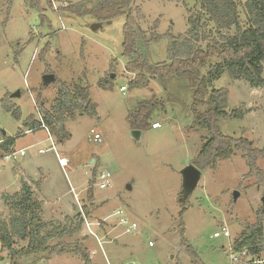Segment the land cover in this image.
Here are the masks:
<instances>
[{"label":"rangeland","instance_id":"rangeland-1","mask_svg":"<svg viewBox=\"0 0 264 264\" xmlns=\"http://www.w3.org/2000/svg\"><path fill=\"white\" fill-rule=\"evenodd\" d=\"M78 1L81 0H53L49 6L41 0L43 19L39 9L25 0H12L10 5L0 0V139L20 134L13 144L18 150L44 138L39 145L44 152L36 156V148H25L26 156L17 154L15 159H5V152L0 149V187L14 191L20 180L17 169L25 166L33 175L39 162L54 191L65 192L69 187L74 192L81 190V203H88L91 186L93 201L99 205L102 216H97L94 223H100L94 224L92 230L105 239L103 247L97 246L94 237L85 231L86 212L81 207V218L78 213L68 215L62 211L59 220L44 221H50L58 233L63 227L70 231L50 239L49 245L87 238L85 244L90 248L93 264H234L229 259L233 251L231 242L248 224L260 219L264 235L260 201L263 183L255 172L248 174L242 152L237 151L228 159L218 160L214 168H200L197 185L184 194L181 171L193 164L203 137L208 135L203 128L193 126L192 93L187 81L172 75L163 84L152 79L148 87H129L134 73L126 71L128 59L122 55L125 16L119 15L109 23L91 16L58 13L60 6ZM237 1L243 21L245 0ZM192 3L188 0L189 5ZM133 8L136 25L148 34L154 31L161 36L157 41H149V60L167 61L164 35L168 30L173 34L187 30L186 8L176 0H134ZM45 47L48 49L43 51ZM114 59L116 63L111 68ZM215 61L211 57L201 68V74ZM262 65L264 76V61ZM112 73V87L101 88L98 81ZM44 74H53L70 88L85 85L96 103L97 115L78 113L75 119L66 120L68 139L62 141L53 135L56 153L68 158L64 167L59 165L45 131L23 134L24 120L31 114L37 116V93L47 108L57 98L58 87L53 82L40 88ZM122 85L126 87L124 92ZM213 86L227 88V109L246 111L240 119L218 120L222 133L248 138L255 147H264V88L251 87L246 80L234 79L226 72L213 81ZM17 91L19 96H12ZM151 98H157L160 104L153 111L150 126L141 129L139 138H135L127 115L140 102ZM4 101L19 109L18 119L4 108ZM155 121L158 127H152ZM91 130L99 133L101 140L90 139ZM255 165L264 171V156L258 157ZM100 171L111 173L110 185L103 189L96 184ZM234 191L239 192L236 200ZM72 195V191H67L63 198L73 202ZM1 207L0 199V210ZM118 208H123L128 219L136 223L132 233L123 231L117 215L109 217ZM13 212L7 207L0 220L8 219ZM223 227L230 236L214 237L213 233L222 232ZM50 228L51 225L47 227ZM25 244L24 240L16 241L15 247ZM192 248L195 255L189 252ZM92 249H97L95 254ZM47 255L39 252L23 256L18 264H83L72 253ZM259 258L264 259V252ZM8 263V250L0 245V264Z\"/></svg>","mask_w":264,"mask_h":264},{"label":"trees","instance_id":"trees-1","mask_svg":"<svg viewBox=\"0 0 264 264\" xmlns=\"http://www.w3.org/2000/svg\"><path fill=\"white\" fill-rule=\"evenodd\" d=\"M12 0H6L8 5ZM32 7L39 9L44 19V8L41 0H25ZM52 6L53 0H44ZM184 5L187 12L188 27L183 33L173 34L170 30L164 35L167 40V61L154 62L146 54L150 40H159L160 35L154 31L149 34L136 25L132 14L134 0H81L69 2L60 6L58 13H68L76 16H91L98 21H111L119 16H125L122 27V55L127 57L125 69L134 73L129 81V87L144 88L150 85L152 79L161 84L170 76L184 78L192 93L191 111L193 126H199L208 132L203 137L200 151L193 164L197 168L212 167L218 160L228 159L237 151L242 152L249 175L258 177L263 183L264 171L255 167L258 157L264 156V147L257 148L248 138L225 135L218 127V120L243 118L246 111L239 108L227 109V88H215L213 81L219 79L225 72L234 79L246 80L251 87L264 88V0H245L243 10L245 19L239 14L237 0H176ZM139 11V9L137 8ZM138 16H140L138 14ZM45 47L43 51H46ZM42 51L40 52V54ZM215 57L217 61L207 65L205 74L201 68ZM116 63L114 59L111 68ZM53 82L58 87L57 98L47 108L40 93H37L35 110L41 119L29 115L24 125L33 131L41 128L44 122L49 133L62 141L69 138L65 122L75 119L76 114H96V103L89 96L85 85L75 84L72 88L61 79L55 77ZM113 78H101L98 84L101 88L112 87ZM46 85L42 83L41 89ZM157 98H151L139 103L135 110L127 115L131 129H146L150 126L153 111L159 106ZM6 110L11 111L17 119L20 111L8 102H3ZM20 134H17L19 136ZM7 137L0 142V149L5 153L13 152L11 146L16 137ZM95 172V171H94ZM89 197H92L91 186L88 187ZM4 203L14 212L8 219L0 220V245L9 253L8 264H18L23 256L47 252L48 255L72 253L80 258L83 264H93L90 261L89 250L82 242H60L49 245L50 239L66 234L67 228L58 233L57 227L51 222L42 220L40 202L34 198L31 185L21 182L20 189L14 194H3ZM51 225L48 230L47 227ZM26 241L23 247L16 248V241ZM235 251L246 250L248 254L260 257L264 252L263 226L260 219L248 224L239 235L232 240ZM191 254H196L194 249Z\"/></svg>","mask_w":264,"mask_h":264},{"label":"crops","instance_id":"crops-1","mask_svg":"<svg viewBox=\"0 0 264 264\" xmlns=\"http://www.w3.org/2000/svg\"><path fill=\"white\" fill-rule=\"evenodd\" d=\"M37 114V113H36ZM37 117V116H36ZM158 127V126H157ZM39 131H45L43 128H40ZM38 130L32 131V133L34 132H39ZM46 132V131H45ZM31 133V132H30ZM25 134V133H23ZM47 138L49 140H51V146L54 145V148L56 150V145L53 142L54 137L53 135H49L47 132ZM53 138V139H51ZM4 138L0 139V142L3 140ZM44 140V138L42 139L41 137L31 141L29 144H27L26 146H21L18 150L14 149V145L11 146V150L13 152L19 151L20 149H24L25 153L22 156H26L27 155V150L26 149H31V148H36L33 151L34 156H36L39 153H43L44 151H39V149H44L43 147H40V143ZM53 142V143H52ZM26 148V149H25ZM53 149V148H52ZM54 152V150H53ZM6 154V153H5ZM21 155V154H20ZM5 158V155H4ZM68 160V158H67ZM69 162V161H68ZM41 169H43V165L41 164V162L37 163L35 165V171L33 175H31V173L26 171V167L25 166H21L20 168L17 169L16 173L19 174V181L18 184L16 186V188L14 189V191H7L6 186L4 187H0V199L2 202V207H1V213L0 215L3 214V212L6 214V209H7V205L4 203V200L2 199L3 194H14L17 193L20 189L21 186V182L22 181H26L27 183H29L31 185V190L34 192V198L40 202V210H41V214H42V220H59L60 218H58L60 216V213L63 211L65 214L68 215H72V214H77L79 217V209L78 207H81V209L83 211H85L86 213L83 214L84 219L90 223H94V221L97 220V216H101L100 213V208L99 205L96 204V202L93 201V199H95L94 195L92 194L91 198H87L88 199V203L83 202L81 203V196H82V191L78 190L75 191L72 189V187H69L67 189L68 192L72 191L73 195V202H70L69 200H65L63 198V194L67 193V191L65 192H61V191H54V189L51 187H49L48 183H47V178H48V173L46 171H42ZM22 180V181H21ZM88 196V195H87ZM89 197V196H88ZM87 214V215H86ZM109 215V214H108ZM102 217V216H101ZM104 217V216H103ZM80 218H81V214H80ZM50 222V221H49ZM85 231L87 230V228H85V224L83 225ZM94 226V224H90V228H92ZM93 229V228H92ZM69 231V230H68ZM95 232V231H94ZM70 233V231H69ZM87 234V232H84ZM88 235V234H87ZM93 237V236H91ZM99 238V237H97ZM101 238V237H100ZM100 243H98V240L96 238H94L97 246L99 245L100 247L102 246V243L105 239H100ZM86 239H82L80 240V242L83 243V245L85 247L88 248V250L90 251L89 246H87L85 244ZM97 251V249H92V253L95 254ZM54 255L57 254H51V255H47V257H52ZM63 255H68V253H64ZM91 259V258H90ZM92 261V260H91Z\"/></svg>","mask_w":264,"mask_h":264},{"label":"built area","instance_id":"built-area-1","mask_svg":"<svg viewBox=\"0 0 264 264\" xmlns=\"http://www.w3.org/2000/svg\"><path fill=\"white\" fill-rule=\"evenodd\" d=\"M120 89L124 92L126 90V87L122 85L120 87ZM38 117L41 119L40 114H38ZM157 126H159V123L157 121L152 123V127H157ZM41 128H43L49 135H51L49 133L48 128L45 126L44 122H41ZM32 131H33L32 129L26 128L23 131V133H29ZM90 133L92 134L89 136L90 139H93L94 141L95 140H101V135L99 133H97V132L94 133L93 130H91ZM52 148L54 150V153H56L54 145H52ZM42 150L43 149H39V151H42ZM24 153H25L24 149H20L19 151H16V152L6 153L5 159H15L17 154L24 155ZM56 156L58 157V162H59V165L61 167H64L68 163L66 157H64V156L59 157V153H56ZM110 178H111V173L109 171H100L98 173V175H96V179H97L96 184H97L98 188L103 189V188L108 187L110 185ZM116 215L119 217L118 223L121 224L122 227H124V230H123L124 232L132 233L133 231H135V229L137 228L136 223L132 222L128 219V217L126 216L125 210L123 208L116 209L112 214L109 215V217L116 216ZM106 219L107 218L102 219L103 222H106ZM99 223L100 222L90 223L84 219L85 228H87L88 233L90 235H92L94 238H96L98 240V243L101 244L99 238H97L98 237L97 234L92 230V228L89 227L90 224L98 225ZM221 235H223L224 237L230 236L228 230L225 227L222 228V232L215 231L213 233L214 237H219ZM232 250L233 251L230 253L229 259L234 264H261V263H264V259H261L259 257H255V256H251L250 254L247 253L246 250L235 251L233 248H232Z\"/></svg>","mask_w":264,"mask_h":264},{"label":"water","instance_id":"water-1","mask_svg":"<svg viewBox=\"0 0 264 264\" xmlns=\"http://www.w3.org/2000/svg\"><path fill=\"white\" fill-rule=\"evenodd\" d=\"M108 22L110 23L111 21H108ZM110 77L113 78L115 76L112 73L110 75ZM42 78H43V83L45 85L54 82L56 79L53 74H44ZM19 94H20V92L17 91L12 96H19ZM131 134L135 138H139L141 132L139 129H133V130H131ZM181 175H182L183 192H184V194H188L189 192H191V190H193L195 188L198 181L200 180L201 169L197 168L194 164H190V165H188L182 169ZM233 195H234L233 199L236 200L237 196L239 195V192L234 191ZM260 201H261V204L263 206L262 207V213H264V194L260 198Z\"/></svg>","mask_w":264,"mask_h":264}]
</instances>
